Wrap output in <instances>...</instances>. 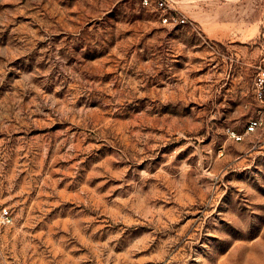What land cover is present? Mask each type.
Masks as SVG:
<instances>
[{"label": "rangeland", "instance_id": "1", "mask_svg": "<svg viewBox=\"0 0 264 264\" xmlns=\"http://www.w3.org/2000/svg\"><path fill=\"white\" fill-rule=\"evenodd\" d=\"M0 0V264H211L264 239V0ZM180 2V4H179Z\"/></svg>", "mask_w": 264, "mask_h": 264}, {"label": "built area", "instance_id": "2", "mask_svg": "<svg viewBox=\"0 0 264 264\" xmlns=\"http://www.w3.org/2000/svg\"><path fill=\"white\" fill-rule=\"evenodd\" d=\"M149 4V0H144ZM157 7L162 13V21L167 24L186 23L188 17L179 9L174 7L170 0H157ZM254 92L257 100L264 104V67H260L254 78ZM264 117L257 116L252 118L246 127L245 132L239 133L231 131V136L237 140H243L245 134L255 131L258 127L263 126ZM11 221V213L7 207L0 206V224L5 225Z\"/></svg>", "mask_w": 264, "mask_h": 264}, {"label": "crops", "instance_id": "3", "mask_svg": "<svg viewBox=\"0 0 264 264\" xmlns=\"http://www.w3.org/2000/svg\"><path fill=\"white\" fill-rule=\"evenodd\" d=\"M211 264H264V239L257 236L236 240Z\"/></svg>", "mask_w": 264, "mask_h": 264}]
</instances>
